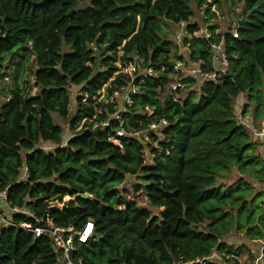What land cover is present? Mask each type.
I'll return each instance as SVG.
<instances>
[{"label": "trees", "instance_id": "1", "mask_svg": "<svg viewBox=\"0 0 264 264\" xmlns=\"http://www.w3.org/2000/svg\"><path fill=\"white\" fill-rule=\"evenodd\" d=\"M211 1L218 8L242 5L237 37L224 33L229 71L220 82L183 93L177 104L169 82L179 56L164 26L187 21L193 7L211 2L0 0V79L13 69L9 97L0 105V190L22 210L12 215L14 223L81 229L91 219L92 237L74 240L73 257L85 264H197L196 259L223 264L208 257L238 251L225 240L232 231L243 234V245L264 238V188L253 184H264V159L233 113L241 92L243 114L250 103L254 119L264 113V0ZM207 43L194 39L191 57L209 61ZM91 46L102 49L100 72L94 70ZM119 51L121 61L138 56L165 68L143 84L136 81L139 89L121 113L127 130L144 132L146 145L135 137H120L121 147L114 144V125L98 124L106 113L93 117V97L116 70ZM26 67L34 79L29 87L17 83L19 69ZM129 80L116 76L106 91ZM182 82L187 88L195 84L190 78ZM71 86L81 91L70 116ZM54 113L72 132L63 145ZM160 119L167 123L148 129ZM44 142L57 147L45 151ZM147 146L150 164H144ZM126 175L135 177L148 208L125 200L120 186ZM65 196L71 199L62 208ZM161 207L160 215L149 210ZM0 264L64 263L47 235L35 238L19 226H3Z\"/></svg>", "mask_w": 264, "mask_h": 264}, {"label": "built area", "instance_id": "2", "mask_svg": "<svg viewBox=\"0 0 264 264\" xmlns=\"http://www.w3.org/2000/svg\"><path fill=\"white\" fill-rule=\"evenodd\" d=\"M207 1L211 2V4L208 5L207 3H203L198 7L199 11L201 10V21L197 19L190 21L193 17L192 15L187 21H181L178 23L177 26L180 30L174 35V42L176 46L179 47L178 51V48L175 46L179 58H177L172 64L173 77L169 82V92L172 95V100L177 104L182 102L184 97L183 93L188 90L196 91L206 83L220 82L229 71L230 62L226 54L224 33L226 31L231 32L234 37H237V31L235 29L237 23L235 22V25L232 27L224 26V24L221 23L222 17L216 3L211 0ZM198 9H196L197 12ZM210 13H213L214 15L210 16ZM192 26H196V28H188ZM214 35H218L219 39L211 40V37ZM197 38L208 41L207 49L209 61H206V59L202 57H191L193 50L192 41ZM121 55L122 51H119L118 60L115 63L116 70L113 72L112 77H110L108 82L97 90L96 95L93 97L95 100V115L93 117L95 118L97 115L106 113L107 118L98 124L102 127L111 124L114 125V134L111 136V141L120 147V137H135L142 140V132L127 130L125 128V120L121 114L131 105V95L138 91V84H143L145 77L156 76L165 69L163 65L153 66L138 56L121 61ZM116 76H125L130 80L126 84L116 86L110 93H108L106 91V86H108L109 82ZM184 78L194 80L195 84L187 88L182 82V79ZM7 79V77H3L0 79V82H2L1 80L4 81ZM136 81H138V84H136ZM241 94L244 93H239L237 97ZM120 98H123V104L121 108H118V101ZM243 105L244 104L241 103V109H237L238 102L237 104L234 103L233 113L238 123L243 125L249 131L253 142L257 145L258 152L264 159V154L261 153V150L264 151V113L260 118L254 119L253 111L252 115L249 114L248 109L246 114L242 113ZM109 107L113 109V112L109 113ZM146 110L148 114H152L150 108H146ZM166 123L165 119H160L159 121L151 122L148 125V129L151 131L158 130ZM96 125L97 123L94 124V126ZM25 175L26 168L24 167L21 178H24ZM19 212H22V210L17 206L11 205L8 201L7 190H0V228L3 226H19L25 231L32 233L35 238L45 234L53 240L55 246L60 250L64 264H85L81 258L75 259L73 257V252L76 250L74 240L85 243L92 237L94 224L91 219H88L81 229H74L72 226L65 228L51 223H49L48 226L33 225L30 222L14 223L12 215ZM237 246L238 251L229 254L213 252L208 258L217 259L222 261L223 264H264V238L248 239L244 245L238 244ZM193 262L202 264L203 259H196Z\"/></svg>", "mask_w": 264, "mask_h": 264}, {"label": "rangeland", "instance_id": "3", "mask_svg": "<svg viewBox=\"0 0 264 264\" xmlns=\"http://www.w3.org/2000/svg\"><path fill=\"white\" fill-rule=\"evenodd\" d=\"M89 4V2H85L82 3L80 5L81 8L86 7ZM217 6V5H216ZM222 8H218L219 13L222 17L221 19V23L224 24V26L227 27H232L233 25H235L236 22V15L240 14L241 11V7L242 5L240 3H237L233 6L231 5H221ZM194 9V14L193 17L190 19V21H193L195 19L201 21V14L200 11L198 9V7H193ZM196 9H198V12L196 11ZM220 23V24H221ZM221 26V25H219ZM180 30V28L178 26H174V25H166L164 26V33L167 39H169L172 42V47H175L176 44L174 42V35L176 32H178ZM175 45V46H174ZM65 49L64 50H70L71 46L70 45H65L64 46ZM92 50H93V57L95 60V66H94V70L95 72H100L102 71L104 68L101 64V59H102V49L98 48V47H94L91 46ZM178 48L179 51V47L176 46ZM13 69H9L7 72V76L9 77L8 81L6 82H0V105L2 103H4L7 98L9 97V94L7 92V90L13 85V73H12ZM29 73V68L26 67L25 69L20 68L18 75H17V83L18 85H26V87H29L32 83H33V77L32 76H28ZM172 76V75H171ZM173 77V76H172ZM24 80L27 81L26 84H24ZM81 88L78 86H71L70 87V105H69V115L71 116L73 114V111L75 109V102L74 99L75 97L78 95V93L81 91ZM167 91V89H166ZM7 92V93H6ZM37 92L36 89L32 88L31 93H35ZM263 93H264V87H263ZM194 97L197 99L199 97V93L194 94ZM238 102V107L237 109H241V103H245L246 102V95L241 94L239 97H236L235 99V103L237 104ZM240 103V104H239ZM123 104V98H120V100L118 101V108H121ZM248 108L249 114L252 115V111H253V104L250 103ZM54 120L57 124H59L62 129H63V135H62V145L65 144L66 140L72 135L71 130L69 129V124L68 122L63 119L61 116H59L58 114L54 113L53 114ZM79 128V127H78ZM142 136V140L143 143L146 145L149 141L147 139V137H145L144 132L141 133ZM146 138V139H145ZM40 147L43 148L45 151H53L55 149V147H57V145L50 143V142H44L40 144ZM258 151V150H257ZM261 153L264 154V151L261 150ZM144 157H145V162L144 164H150L151 163V159L153 157V155L150 152V147L147 146L144 150ZM23 171V170H22ZM21 171V173H22ZM135 184H136V179L135 177H132L130 179V177L128 178L127 181H125L121 186V192L123 194H125V200L126 201H135L138 203V205L140 207H146L147 203L145 201V196L143 194V192H141L139 189L135 188ZM253 184L256 186V188L261 189L264 188V184L259 185L258 183H256L255 181L253 182ZM64 199H71L68 196H65L63 198ZM59 207H61V204H58ZM120 207H122V205H120ZM151 211V213L153 214H157L160 215L163 208H159V209H153L150 208L149 209ZM243 234L242 233H235L234 231H232L229 235L228 238H225V240L229 243V244H241L243 241H245V238H243Z\"/></svg>", "mask_w": 264, "mask_h": 264}, {"label": "water", "instance_id": "4", "mask_svg": "<svg viewBox=\"0 0 264 264\" xmlns=\"http://www.w3.org/2000/svg\"><path fill=\"white\" fill-rule=\"evenodd\" d=\"M238 22H239V14L236 15V23H238ZM129 177H130V175H126V178H129ZM68 201H69V199H64V201L62 203V208L64 206H66V204L68 203ZM145 201H146V203H148L149 202V199L146 197L145 198ZM187 264H190V263H187Z\"/></svg>", "mask_w": 264, "mask_h": 264}, {"label": "crops", "instance_id": "5", "mask_svg": "<svg viewBox=\"0 0 264 264\" xmlns=\"http://www.w3.org/2000/svg\"><path fill=\"white\" fill-rule=\"evenodd\" d=\"M177 26V25H176ZM4 77H7L8 79H9V77L8 76H4ZM8 79L7 80H4V81H2V82H6V81H8ZM161 208H163V207H161Z\"/></svg>", "mask_w": 264, "mask_h": 264}]
</instances>
